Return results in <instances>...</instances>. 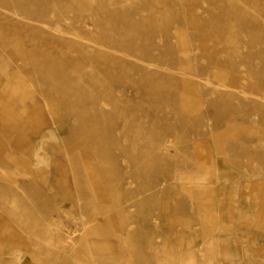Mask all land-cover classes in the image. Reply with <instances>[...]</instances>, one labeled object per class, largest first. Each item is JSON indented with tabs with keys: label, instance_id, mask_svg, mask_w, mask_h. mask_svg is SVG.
Listing matches in <instances>:
<instances>
[{
	"label": "rangeland",
	"instance_id": "rangeland-1",
	"mask_svg": "<svg viewBox=\"0 0 264 264\" xmlns=\"http://www.w3.org/2000/svg\"><path fill=\"white\" fill-rule=\"evenodd\" d=\"M0 264H264V0H0Z\"/></svg>",
	"mask_w": 264,
	"mask_h": 264
}]
</instances>
